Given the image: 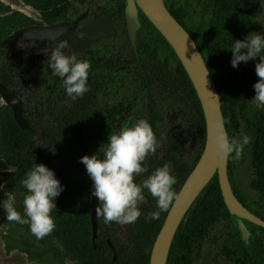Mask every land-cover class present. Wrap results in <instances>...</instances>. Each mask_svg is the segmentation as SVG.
Returning a JSON list of instances; mask_svg holds the SVG:
<instances>
[{"label":"trees","instance_id":"1","mask_svg":"<svg viewBox=\"0 0 264 264\" xmlns=\"http://www.w3.org/2000/svg\"><path fill=\"white\" fill-rule=\"evenodd\" d=\"M22 1L38 11L41 22L13 12L0 2V82L18 97L22 91L17 88L23 80L27 58L24 56L17 62L12 48H5L3 41L24 27L65 22L73 10L72 0ZM262 2L165 0L168 10L192 36L207 63L220 94L228 136L237 137L243 132L252 138L249 145L253 150L255 176L250 187L257 193L262 210L253 213L264 220V105L258 106L253 101L256 95L253 86L259 81L255 66L260 60L241 62L238 69L231 65L233 44L236 40L243 42L251 34ZM126 6L127 0H118L114 7H99L92 14L98 18L111 10L117 11L116 34L91 46L124 43L129 53L107 62L98 58L88 60L90 91L83 97H69L63 80L55 76L52 90L44 91L36 107L29 108L23 103L24 117L30 127L21 129L12 109L2 104L0 96V159L12 169L0 180L3 191L14 196L15 207L26 218L23 200L29 193L21 181L36 164L52 170L65 189L55 201L57 209L51 213L55 231L42 240L31 233L29 225L3 218L1 235L7 253L22 252L29 261L38 264H150L156 238L172 206L167 212H160L159 219H149V214L159 209L156 199L145 189L146 203L140 205L142 215L137 222L127 224L123 240L118 238V223H105L99 217L95 248L91 222L93 182L79 162L84 157L79 131L90 154L102 159V144L108 143L111 133L118 134L140 119L147 120L160 147L145 161L148 172L137 177L136 182L142 183L155 169L170 163L174 168L172 175L178 180L174 185L177 195L203 154L207 123L187 71L171 45L141 10L139 63L128 35ZM125 66H134L137 70L130 83L123 78L117 81L114 75ZM153 85L162 91L161 101L150 92ZM164 113L174 118L175 131L163 126ZM228 170L235 195L250 210L245 196L235 185L233 158H229ZM221 222L235 224V232L220 251L222 258L233 264H264V228L245 221L251 236L248 241L243 239L238 218L231 215L225 204L218 174L182 221L167 264L199 262L210 232Z\"/></svg>","mask_w":264,"mask_h":264},{"label":"clouds","instance_id":"2","mask_svg":"<svg viewBox=\"0 0 264 264\" xmlns=\"http://www.w3.org/2000/svg\"><path fill=\"white\" fill-rule=\"evenodd\" d=\"M71 48L67 40L59 42L48 65L53 70L52 75L63 80L67 95L76 99L90 91L88 79L91 63L77 60L74 52L66 54L64 50ZM231 52V65L237 69L241 62L246 64L259 58L260 62L255 66L259 81L253 86L256 93L253 101L258 106L264 105V35L253 33L243 42L236 40ZM251 142V136L243 132L230 138L223 123L216 125L215 149L222 160H240L245 147ZM105 146L102 159L96 154L84 156L79 161L93 181L92 195L99 200V206L95 209L97 216H102L105 223L127 225L137 222L142 215L140 205L146 203V189L156 199L159 209L150 213L149 219H159L160 212H167L178 198L174 190L178 180L172 175L173 166L165 163L142 183L136 182L137 177L148 172L145 161L155 155L160 147L150 123L140 119L132 126L122 128L118 134L111 133ZM21 183L29 193L23 200L26 218L15 207L14 196L6 193L8 198L2 206L7 221L29 225L31 233L42 240L55 231L56 224L51 213L57 209L55 201L65 189L55 173L44 164H36ZM2 188L3 185H0Z\"/></svg>","mask_w":264,"mask_h":264},{"label":"water","instance_id":"3","mask_svg":"<svg viewBox=\"0 0 264 264\" xmlns=\"http://www.w3.org/2000/svg\"><path fill=\"white\" fill-rule=\"evenodd\" d=\"M139 10L158 29L180 59L196 89L207 123V138L203 154L177 195L178 198L174 201L152 250L150 264H167L173 240L182 221L193 203L216 174L219 177L225 204L231 215L238 218L239 229L244 240L248 241L251 236L245 221L264 228V220L249 210L235 195L229 177V158L222 160L216 152L214 143L216 125L223 123L226 131L227 127L219 91L196 42L168 10L165 0H127L126 21L128 35L140 64L138 32L142 24ZM115 13L116 11H110L74 32H72V24L70 22L52 26L24 27L16 30L2 44L5 48H12L30 41L36 44L47 43L51 47L50 58L58 43L67 40L72 46V52L77 53L116 34L113 19ZM47 72L52 75V69L49 65ZM0 96L4 104L12 109L18 126L21 129H28L30 125L24 117L23 100L1 82ZM79 143L83 155L91 157L92 155L81 131H79ZM98 206L99 200L93 196L91 222L95 248L99 224V217L95 209Z\"/></svg>","mask_w":264,"mask_h":264},{"label":"rangeland","instance_id":"4","mask_svg":"<svg viewBox=\"0 0 264 264\" xmlns=\"http://www.w3.org/2000/svg\"><path fill=\"white\" fill-rule=\"evenodd\" d=\"M118 0H72L73 10L68 15V20L74 24V20L80 16L85 15V20L88 19L94 12L98 10L99 7L112 8L116 5ZM169 1V0H167ZM4 5L10 7L13 12H20L23 15L33 19L36 22H41L40 14L32 6L27 5L22 0H0ZM84 2V3H82ZM83 21L79 25H74L73 28L76 30L81 27ZM257 33L264 35V0L262 2V10L257 19L256 24L251 32V34ZM250 34V35H251ZM142 35H139L138 44L141 42ZM13 57L18 62L24 56L26 60L24 61V75L23 80L19 81V86L17 90L22 91L20 93V98L23 103L29 108H34L37 103L41 100L44 91L52 90V84L54 83L55 76L46 75L48 59L50 54V47L47 43H23L16 47H12ZM66 54H72L69 49L65 50ZM129 53L127 47H124V43H117L113 45H101V46H90L86 50L76 53L77 60H90L92 58L102 59L103 61L116 60L118 56H126ZM101 60V61H102ZM100 61V60H99ZM103 63V62H100ZM104 65V63L102 64ZM53 72V70H52ZM137 70L133 66H125L117 69L114 73L116 80L119 81L121 78L125 79L127 83H130ZM91 74V71L89 72ZM25 82V86H23ZM150 92L156 98L157 101H161L163 98L162 91L159 86L153 85L150 88ZM2 104L4 102L2 101ZM1 105V104H0ZM163 126L169 130L175 131L177 129V124L174 118L170 117L166 113L163 114ZM129 124V123H128ZM106 143L102 144V149ZM253 150L248 145L245 147L243 157L240 160L233 159L234 165V181L237 188L245 196L247 205L252 212H261V208L258 203V195L250 187V181L255 176V171L252 166ZM234 155V154H233ZM12 171V169L7 165V163L0 159V180L3 179V174ZM0 189V264H38L28 260L27 256L19 251H14L12 253H7L5 249V243L2 239L1 230L3 229V218L6 216V212L3 208V202L7 200V195ZM255 212V213H256ZM127 225L119 224L118 238L123 240L124 234L126 232ZM235 224L231 226L225 222L218 224L210 232L209 238L205 242L204 251L202 258L196 264H233L220 255L222 247L227 242L230 234L234 233ZM65 264H77L74 262H66Z\"/></svg>","mask_w":264,"mask_h":264},{"label":"flooded vegetation","instance_id":"5","mask_svg":"<svg viewBox=\"0 0 264 264\" xmlns=\"http://www.w3.org/2000/svg\"><path fill=\"white\" fill-rule=\"evenodd\" d=\"M111 11H116V10H111ZM110 12V11H109ZM117 12V11H116ZM108 13V12H107ZM116 14V13H115ZM114 14V15H115ZM114 15H113V19H114ZM94 19H96V18H93V15L92 16H90L88 19H86L85 20V15H83V16H80V17H78V18H76L75 20H74V24L72 23V22H70L69 20H67V21H65V22H62V23H67V22H70L71 24H72V32H74V31H76V30H79V29H81L82 27H84L85 25H87L88 23H90L91 21H93ZM83 21V24H82V26L81 27H79V28H77L76 30H74V28H73V26L74 25H79L81 22ZM62 23H60V24H62ZM115 23V22H114ZM45 26V25H44ZM41 44V43H40ZM50 47V46H49ZM90 47V46H89ZM88 48V47H87ZM86 49V48H85ZM65 50H67V49H65ZM64 50V51H65ZM84 50V49H83ZM82 50V51H83ZM70 52L71 53H73L72 52V50H70ZM81 52V51H80ZM50 53H51V47H50ZM78 53V52H77ZM76 54V53H75ZM49 56H50V54H49ZM49 60V59H48ZM47 69H48V66H47Z\"/></svg>","mask_w":264,"mask_h":264}]
</instances>
